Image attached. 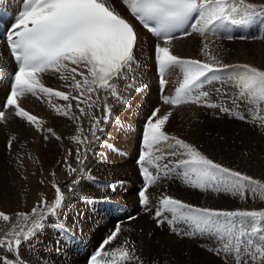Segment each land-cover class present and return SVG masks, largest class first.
I'll return each mask as SVG.
<instances>
[{
    "label": "snow or ice",
    "instance_id": "6c2138e0",
    "mask_svg": "<svg viewBox=\"0 0 264 264\" xmlns=\"http://www.w3.org/2000/svg\"><path fill=\"white\" fill-rule=\"evenodd\" d=\"M120 3L155 39L149 59H154L162 105L174 108L195 103L229 113V108L212 103L209 93L202 88L217 79L219 73L232 69L231 79L240 96L258 100L264 107V70L248 64L183 58L172 50L175 39L193 33L225 35L231 40L234 37L228 34L230 27L264 16V4L248 0H120ZM12 21L6 30V42L15 67L9 78L10 90L0 102V123L7 124L10 117L19 118L42 134L48 133L60 140L53 128H44L43 120L21 106V99L30 94L46 100L58 116L67 117L78 125V135L71 137L77 147L69 148L59 162L70 178L68 192L74 193L73 186L80 182L85 171L87 145L91 143L88 135L92 140H99L96 134L104 130L101 123L109 122L111 117L106 98H103L102 114H96L95 110L101 109V92L120 101L121 83L126 89L138 87L136 73L143 67L138 59L142 38L133 22L125 18L111 0H19ZM208 48V43H203L201 51L208 55ZM172 73L178 77L176 86L173 94H165L169 85L166 76ZM44 76L58 78L69 91L46 86ZM54 98L66 104L57 105ZM73 101L79 115L72 112ZM172 115L171 110L162 112L161 106H156L145 117L137 158L142 177V186L137 190L140 211L150 214L158 226L167 224L177 235L215 233L218 244L208 250L223 255L225 264H229V258L231 264H264V223H260L264 222V210L197 206L175 198L161 185L162 180L178 175L184 183L200 190L241 198L260 193L264 197L261 180L225 166L196 145L169 134L166 125ZM83 117L89 120L87 133L80 126ZM237 118L246 120L245 115ZM258 127L264 135V118L259 120ZM44 139L47 140L48 135H44ZM15 140V136L7 140L9 150ZM70 157L77 167L69 162ZM50 183L54 198L49 200L41 194L29 213H16L12 217L0 211V220L6 223L15 218L24 221L23 225L12 224L9 232L0 238V248L18 252L22 242L49 226V220H52L51 226L59 227L61 235L72 238L65 226L59 224L68 197L62 185L55 181V173ZM138 215L139 211L128 215L127 220L134 221ZM123 224L124 221L117 222L108 232L91 255L89 264H145L135 241L123 235L126 231ZM179 224L188 225L195 232H183ZM0 264L4 262L0 260ZM152 264H169V261L156 259Z\"/></svg>",
    "mask_w": 264,
    "mask_h": 264
},
{
    "label": "bare ground",
    "instance_id": "6f19581e",
    "mask_svg": "<svg viewBox=\"0 0 264 264\" xmlns=\"http://www.w3.org/2000/svg\"><path fill=\"white\" fill-rule=\"evenodd\" d=\"M18 2L19 0H0V4L6 9L3 14L4 17H8L10 13L15 11ZM111 2L121 14H125L126 10L119 0H111ZM256 18L258 20H264V16H257ZM140 36L142 41L145 40L142 42V45L145 46L146 50L142 59L147 60L152 56L155 39L144 30L140 31ZM172 50L174 54L179 56L193 55L192 44L190 45V39L187 38L174 40ZM140 51H142V46ZM1 68L3 73L0 72V94L8 90V78L14 69L11 58L3 44H0ZM154 78L157 79V94L159 90L158 78L155 75ZM43 79L46 86L57 88L61 91H69V89L63 86L64 82L58 78L44 76ZM125 89L124 83H121V94L126 92L124 91ZM226 89L222 92L214 91L215 94L211 97V102L214 103L216 101L217 105L222 106L225 100L229 101V104L235 100L243 105L240 109L244 110L247 99L244 101L238 98L239 90L236 84L230 82L226 86ZM167 92L168 86L165 90V93ZM73 94L76 93L73 92ZM101 97V109H96V114L98 116L101 115L102 106L105 102L103 98H106L107 104L111 106V117L109 122L101 123V128L104 130L97 132L96 135L99 137V140H92L91 136L88 135L91 143L87 145V159L84 165L85 171L81 178L83 182L84 177L90 175L87 172L89 171L90 165L97 161L100 157L101 149L110 141L109 135L116 130L115 113L117 115L124 114V111L120 108L121 104L114 97L104 92H101ZM254 101L261 107L260 101ZM54 102L57 105H63L62 103L66 104V102L55 98ZM151 102V100H146V104H153ZM20 104L28 108L31 114L43 120L45 122L43 127L53 128L56 135L60 136L61 139L57 140L52 136L53 141L42 144L39 136L40 131L19 118L10 117L7 124L0 123V211L15 217L16 213H29L36 205L41 194L49 200L53 199L54 189H52L50 182L53 180V173H55V181L62 185V191L68 197L66 202L67 206L63 208L60 219L65 220L67 226L78 234L79 242L83 243L84 246L83 249H79L66 236L60 234L58 226H51L52 220H49V226L37 233L29 241L22 242L18 252H10L7 249L0 248V260L4 264H49V262L50 264H85L86 254H83L82 250L94 247L97 241L103 237L104 232H107L110 226L113 225L115 219L121 217L116 213L114 207H108V203L103 204L102 200L125 201L134 211H139V215L134 221L130 223L124 222L123 227L126 231L123 235L135 241L138 253L143 257L145 264H152V261L156 259L161 261L167 259L169 264H225L223 255H216L214 252L208 250L216 247L218 244L215 233L195 232L190 226L179 224L178 227L181 231L195 232V234L177 235L175 232L170 231L167 224L160 225L161 227L157 228L153 217L138 209L137 187L141 182V178L137 167L130 174L123 173L124 175L121 178L119 177L120 179L115 182L114 187L107 182L101 183L99 187L90 186L94 189L95 203H91L89 197L80 189V187H83L81 180L77 185L73 186L75 189L74 193H69L67 183L70 178L68 177L66 169L59 166V162L64 159L69 148L75 150L77 147L76 141L71 139V137L78 135L76 133V127L78 125L67 117L58 116L46 100L38 99L30 94L22 98ZM74 105L75 101H73L72 112L79 115V111ZM162 106L165 107V105ZM214 110L218 112L216 117H222L221 120L224 121V123H221L222 127H210L209 125L208 118L214 113ZM240 112L241 114L239 115H244L245 113L242 110ZM260 117L256 119L258 123ZM84 118H82V124L84 126H80L87 133L89 120L88 117ZM195 118L193 117L188 121L182 122L179 138L196 145L210 158L221 162L225 166L235 169L236 164L245 173V170L247 171V162L245 161L244 152L247 147L244 148V146H249V142L255 135L253 136L248 131H245L247 129H240V126L233 128L232 125L235 123L233 122L235 120L230 121L232 115L221 112L218 107L217 109L212 107L211 110L203 109L201 112L199 111V114L195 115ZM255 127L254 133L256 132V137L253 140L254 142L260 139L261 135V129L258 127V124ZM12 136H15L16 140L13 142L12 149L9 150L7 140ZM127 139L129 140V137ZM237 140L241 141L243 145L241 146L240 142L237 143ZM127 142L123 141L125 145L123 146L126 148H124L125 152L131 155L133 148H131V143ZM216 142L218 145H215ZM60 143L65 147L64 151L60 150ZM80 147L84 146L80 145ZM123 157L125 159L127 158L125 156ZM123 157L121 156L120 159ZM69 162L72 163L73 167H77L74 158L70 157ZM121 165L125 166V163L119 162L118 167ZM41 180L44 182L41 183ZM84 185H88V183H84ZM161 185L175 198L197 206L222 210H242L240 203H246L239 196L190 187L178 175H173L162 180ZM85 188L87 187L85 186ZM243 209L246 210V207ZM12 224L23 225L24 221L19 218L13 219L10 223L0 220V238L9 232ZM106 227L108 228L105 230ZM229 264H231V258H229Z\"/></svg>",
    "mask_w": 264,
    "mask_h": 264
},
{
    "label": "rangeland",
    "instance_id": "374dc122",
    "mask_svg": "<svg viewBox=\"0 0 264 264\" xmlns=\"http://www.w3.org/2000/svg\"><path fill=\"white\" fill-rule=\"evenodd\" d=\"M248 2L254 4H264V0H262V2H260V0H248ZM228 34L233 35L234 38L229 40L226 38L225 35H219V34L212 35L211 33H207L206 35L201 36L199 33H193V35L185 37L187 39H190V45L192 44L193 55H190L192 57H190L189 55L181 56V57L199 59L201 61L210 62V63L214 62V60H219L225 64H248L253 67L259 68L261 70H264V20L261 19L258 20L256 18L245 25L231 26ZM240 37H244V39H241ZM185 38H180L175 40H181ZM203 43H208L209 45V48L207 50L208 55H205L204 52L201 51L203 47ZM141 46H142V51L138 53L139 55L138 59L140 60V63L141 61L143 62L141 63L143 64V67L136 73V83L138 87L129 88L127 92L122 93L123 98L120 101H118L115 98L116 101H118L121 104L120 108L121 110L124 111V114L117 115L115 113V119L117 124L115 128L116 130L110 134L111 136L109 135V140H111V142L108 141L107 143L110 142V144L107 145V148H106V144L103 146V148L106 149L104 150L103 148L101 149V151L103 150V152L100 151V157L97 159L95 163L90 165L89 167L90 172L87 171L88 174L90 175H86L84 177L85 178L84 182L81 180L83 182L82 185L83 187H80V189L82 190V192L86 194L87 197H89L91 203H95L96 201L95 194L93 193L94 189L91 187L98 185L96 183L97 179L99 181H101L102 179L114 180L111 181V183L107 180H105L104 182L110 183L111 185H115V182L118 179H120L121 176L124 175L123 173L130 174L136 169L135 156L138 153V147H139L138 139H139V133L141 132L140 130H142L141 126L144 123L143 121L145 117L149 114L150 110L156 106H159L158 105L159 102L157 100L158 98L156 94L157 79L154 78L155 72L153 67L154 64L152 61L154 59H149V58L147 60L142 59L144 53H146V50L144 45ZM178 71L179 70H177V72ZM233 71L234 70L232 69H228L222 73H219L218 78L206 83L205 86L202 88V91L209 93V99H210V93L212 92L213 89L215 90V92H222L227 90L226 86L229 85L230 82H233L231 79V75ZM0 72L3 73L2 68L0 69ZM169 77H171L170 78L171 83L168 93L173 94L178 77L176 73L170 74ZM166 78L168 79V75L166 76ZM143 87H145V89ZM215 92L212 93V96L213 94H215ZM237 96L240 100L243 99L244 101H246L247 99V102L245 104L246 107L244 110L240 109L242 108L243 105L239 101H235V100H233L230 104L228 103L229 101L226 100L223 101L222 107H227L230 109L229 113L230 115H232V119L230 118V121H232L233 119L235 120L233 121L235 122L232 125L233 128L240 126V129H247L245 131H248V133H251L253 136L255 135L254 137L250 135L251 137H253V139L249 142L250 143L249 146L246 145L244 146V148L247 147V149H245L244 152V156L246 158L245 161L247 162L246 163L247 171L245 170V173L253 176L254 179H258L264 182V135L261 134L260 139H257L256 142L253 141L254 138L256 137L255 134L256 132L254 133L256 129L255 126L256 124H258V120L256 119L260 116H261L260 119L264 118V107H262V105L261 107L258 106L259 104H257L256 101L250 100L247 97L242 98L240 94ZM146 100H151L152 101L151 103L153 104L151 105L146 104ZM160 103L162 105V102ZM216 103L217 102L214 101V104ZM62 104L64 105L65 103ZM161 109L162 112L169 110L173 112V115L170 117V122L166 125V131L171 135H176L177 137H179L181 134L180 130H181L182 122L188 121L193 117L195 118V115L199 114V111L201 112V110L203 109L211 110L212 107L202 106L195 103H186L176 106L174 108L171 105H166L165 107L162 106ZM214 109H217V107H214ZM241 110L245 112L244 115L246 116V120H240L237 118L239 114H241L240 112ZM117 112L119 111L117 110ZM217 113L218 112L214 110V113L211 114V116L208 118L210 127L212 126L222 127L221 123H224V121L221 120L222 117L219 116L216 117ZM100 114H102V112ZM81 125L84 126V124ZM44 128H48V127H44ZM44 135H48L47 140L44 139ZM39 136L41 138L40 142L42 144L43 143L47 144L48 142L53 141V137L51 134L48 133L42 134L39 132ZM127 137H129V140L127 139ZM130 137H132L131 140ZM123 141L125 142L128 141L129 143H131L132 145L131 148H133L131 155L128 152L125 155L124 154L119 155V152L116 151L117 148L119 149L125 148ZM239 142L240 145L242 146L243 144H241V141L237 140V143ZM60 144H61L60 150L64 151L65 147L63 146L62 143ZM60 144H58V146H60ZM215 145H218L217 142L215 143ZM121 156L122 157L125 156L127 158L125 159L123 157L120 159ZM119 162L125 163V166L121 165L118 167ZM235 169L242 171L241 168L238 167L236 164H235ZM84 183L85 184L88 183V185H84ZM100 185H98V187ZM85 186L87 188H85ZM242 199H244V202H246V203H240L242 210H244L243 209L244 207H246V210H264V197H262L260 193H257L255 197H253L251 194H248L246 198H242ZM257 220L259 221V218H257ZM60 221H59L60 224L66 222L65 220L62 219H60ZM124 222L130 223L132 221L130 222L124 221ZM114 223L112 226H110V228H113L115 226ZM260 223H264V222H260ZM161 226H158L156 223L157 228H160ZM257 226H259V223ZM107 228L108 227H106L105 230ZM106 233L107 232H104L103 236H105ZM101 239L102 237L99 240ZM99 240L97 241V243L99 242Z\"/></svg>",
    "mask_w": 264,
    "mask_h": 264
}]
</instances>
